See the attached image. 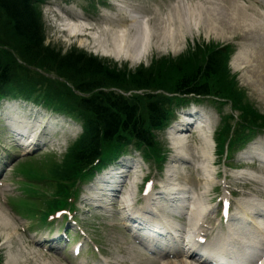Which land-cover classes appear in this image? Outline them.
<instances>
[{"label":"rangeland","instance_id":"rangeland-1","mask_svg":"<svg viewBox=\"0 0 264 264\" xmlns=\"http://www.w3.org/2000/svg\"><path fill=\"white\" fill-rule=\"evenodd\" d=\"M231 1V0H230ZM76 2L78 4H83L82 0H76ZM234 1H231V3ZM92 3H95V0H89V2L87 1V6L90 7V5ZM57 4L58 7H61V3H55ZM247 5H243L247 10L249 11L250 14H257L259 15V13L256 11L255 7H253V4L249 1L246 2ZM226 5L228 7H230V2L227 3ZM243 6H240L239 2H235V5L231 6V9L233 8L234 10H236L237 12H242ZM156 7V5H155ZM70 8V7H69ZM91 8V7H90ZM167 6L164 8V6H159L157 5L156 9H159L161 14H164L166 12ZM253 14V15H254ZM165 16V15H164ZM84 17L86 18V21L88 19L90 20H94L95 23L90 24L91 28H96V27H102L103 23L101 22V19H99L98 17H93L91 15H84ZM43 20L46 21L47 23H49V27H45L43 28L44 34H43V38H44V47H46L47 45L51 48V51H54L53 53L58 52L59 50V54L60 56H65L64 54L69 51V50H75V51H81L86 53L87 55H92L96 58H98L99 60H101L102 62H104V65L106 68L110 69V70H114L116 72H127V67L129 69H135L136 65H132L127 61H120V60H114L113 58H109V57H105V56H100V54L95 53V51H93L92 48H90V46H86L85 44L82 45L79 43V41L76 40H69L66 35L58 33L57 30L53 29V27L56 26L57 21L59 20L57 18V16H55L54 18H49L48 19V14L43 15ZM243 21V15H240L239 17H237V27L236 30L230 31L229 32V36H231V38L229 39H223V40H218L216 41L214 39L213 36L206 37V35H204V33L202 32V27L199 28L198 31H200V33L195 34V32L192 34L194 38H189L188 39V43L187 45L191 46L192 44H207V45H225L227 43L231 44V43H235L239 40H241L242 38H244L246 35L248 37H256V35L258 37H264V31L262 29H251L250 24ZM156 22V19H155ZM264 22V21H263ZM108 25V24H107ZM193 31H191L192 33ZM188 37V35H187ZM220 41V42H219ZM261 44L264 46V42H261ZM46 45V46H45ZM186 45V46H187ZM6 46V47H5ZM47 46V47H48ZM46 47V48H47ZM5 49V51L7 52L8 55L12 56L13 59H15L20 65H22V67H24L27 70L32 71L33 73L35 72L37 75H40L42 77L41 82L45 83V90H47L48 92L50 91H54V93L52 94L53 97H55V99L60 98L61 99V108H63V110L70 114L74 117H76L78 115L77 110L75 108V100L77 99V97L75 96L76 93L74 92V86L75 85H71V83H69V81L67 80V78H62L59 75H55L52 71L49 72H45L44 70H42L40 67L38 66H33L31 64H29L25 57L23 56V54L20 53L21 50V44L15 39L14 34L11 30V24H9V21L5 20L4 17L0 14V50ZM189 50V49H188ZM187 48L185 47L181 52H179L178 54H174V55H168V51L164 52H157L155 53L152 52L150 55V57L147 59V61H145L144 64H140L141 66L139 68H136V73L140 74L141 78H144L145 80L147 79L148 81L146 83H142L140 81H136V77H134L131 81H133V83L138 82L140 84H149L152 86H162L164 87V89L166 90V92L168 93H173L175 86L180 82V79L188 74H190L191 72L196 70V67L198 66V63L196 61H191V59L189 60V58H186V53L188 52ZM4 52V51H3ZM232 55V53H231ZM230 55V56H231ZM198 58L201 59V55H198ZM234 58V56L232 55L231 61H230V65L232 62V59ZM198 60V59H197ZM152 61V62H151ZM231 68V66H229ZM138 69V71H137ZM247 70H244L243 72H246ZM231 72L233 74L237 75L238 78V83L239 85L246 89L249 95L250 100L253 101L255 107L257 108L258 111L260 112V116L264 115V94L262 96H259L257 93L258 91V80H256V84H252L253 83V78L249 77L248 75H246L243 79H241L239 77V75L242 73L239 72H234L233 69L231 68ZM129 78H131L132 74H134L133 72H129ZM239 73V74H238ZM136 74V75H137ZM250 75V74H249ZM139 79V78H138ZM143 80V81H145ZM216 83L218 85L219 88H222L223 85H225V90L228 92L229 90L227 89L228 83L227 81H225L223 79V75H221L220 77H215L212 79V81L210 82V85H212V88L216 87ZM128 88H132L131 85H129ZM262 93H264V90H261ZM56 93H61V95H56ZM140 102L142 107H144L145 104V98L140 96ZM200 107L206 108L207 104L206 103H202L200 104ZM213 113V119L216 118V113ZM63 121L68 124V125H72V126H76V122L72 121L71 119H65L62 118ZM158 138H160L158 136ZM163 143V142H162ZM60 156L56 155L55 158L54 156L51 159V165L54 163L55 160H57L58 158H60ZM43 159V157L38 156L36 159L34 160H41ZM59 170V164H55L53 165V168H50V171L52 174L56 175L58 174ZM21 172V171H20ZM51 173H49V170L47 171V174L50 175ZM51 176H54L52 175ZM23 176L21 174H19L18 169L17 168H13V171L11 173L7 174L6 179L3 181V186H1V190L0 192H4L7 195V198L4 197V200L2 198H0V203H1V209L4 211V213L6 214V216L9 218L10 222H14L17 224L18 228H17V233H18V239H15V242L12 244H8V246H2L1 245V240L4 239V235L2 234L3 228H1L0 226V257L1 259H3L4 256V260L6 262V257H7V252L10 250L12 255L16 254V251L18 252H22L21 250V244L18 241L19 239H21V233H19V229L20 228H26L27 226H29L30 221L32 220L33 222L38 221L37 217L36 218H30V217H24L23 214L21 213H17V211L14 212V214H12V210L14 211V207L12 206V202L16 203V207H20L22 208V206L24 205V203L27 201V199H25L24 197L21 196L22 191L24 190L26 192V189L24 188V185L21 183H17L18 180H20ZM10 178V179H8ZM25 179H21L20 181H24ZM63 182V181H62ZM61 182L57 181V185H60ZM62 185V184H61ZM37 190L39 193L42 192L41 191L43 189V187H41L40 184L37 183ZM44 193V192H43ZM27 194V192H26ZM37 196L36 194H30V196L28 197V195L26 196L28 199H32V200H36V204H33V207L35 208H43L46 204V198H44L43 196ZM34 208V209H35ZM10 230V229H8ZM7 230V231H8ZM12 231V230H10ZM9 233V231L7 232ZM24 237V234H23ZM110 240H111V244H114L112 241V238L110 236ZM23 245V244H22ZM42 254L40 255V257H36V262L37 264H54V260H57V258H52L50 257L48 254H46L45 252L41 251ZM3 253V256H2ZM22 255V258L24 260V262L26 264L27 263V259L26 256ZM59 260V259H58ZM54 261V262H53ZM60 261V260H59ZM2 263V261H1ZM60 263L62 264V261H60ZM4 264V262L2 263ZM29 264H34L33 260L32 263Z\"/></svg>","mask_w":264,"mask_h":264},{"label":"bare ground","instance_id":"bare-ground-1","mask_svg":"<svg viewBox=\"0 0 264 264\" xmlns=\"http://www.w3.org/2000/svg\"><path fill=\"white\" fill-rule=\"evenodd\" d=\"M179 1V3H178ZM174 5L170 13L166 14V17L158 15V19L155 24L150 27L148 22L146 27L148 28H138L134 27L131 29L129 27L122 26L116 23L109 26H102L96 28H87V26H82L84 24H73L69 21H60L56 26L58 33L66 35L69 40L79 41L80 44L90 46V48L95 51V53L100 54V56H105L113 58L114 60H124L129 61L132 64L145 61L146 58H149L152 52H167L170 50L173 54H178L183 51V41L185 39V34H189L192 29L194 32H198L199 28L202 27L204 34L207 37L213 36L216 39H229V32L236 30L237 27V17L243 15L244 21L250 24L251 29H262L264 31V15L262 12L257 15L256 13L250 14L249 11L243 6L242 12H237L231 6L235 5L233 0H206V4H196L194 2V8L188 7V4L184 0H178ZM226 2H230V7L226 5ZM190 4V3H189ZM181 5L184 10H178ZM86 25V24H84ZM139 26V25H138ZM254 38V45L245 50H240L236 52L235 57L232 61V67L235 70H244L242 66H245L250 62V68L248 71L243 72L241 78H244L246 75L253 78V83L256 84L258 80V95L262 96L261 90H264V46L261 44L260 39L257 37ZM247 47V46H246ZM250 74V75H249ZM1 77L10 79L5 74H1ZM245 79V78H244ZM246 81V79H245ZM203 124L202 121H199ZM199 123V124H200ZM208 128V126H206ZM198 136L201 138V147L199 149V155L206 158L207 163L210 162L209 154V137L205 136L206 130H199ZM185 135L173 138L172 148L180 153L183 149L189 148V140L183 139ZM196 146V145H195ZM198 147V148H201ZM175 157V156H174ZM177 157V156H176ZM207 166L204 165V168ZM208 172L210 170L206 168ZM100 177V175H98ZM100 179H103L100 177ZM205 186L210 184L208 176L206 177ZM170 192L174 194V190L169 188ZM187 192L195 193L193 187H187ZM206 192L203 191L202 195ZM264 214V208L260 210ZM0 226L5 229L3 232L6 233L8 229L12 230L8 233L1 242L2 246H8V244H13V239H18L17 228L15 224L10 222L9 218L6 216L4 211L0 209ZM198 229V223L194 224L192 230ZM163 236H167L169 231L164 229L160 232ZM192 236V234H191ZM193 239V238H192ZM19 239L18 241L21 243ZM9 247V246H8ZM192 247H197L196 244H192ZM201 248L198 243V249ZM197 249V250H198ZM236 252H233L231 255H235ZM26 255L27 263H32V259L29 258L31 255L29 253H24ZM240 254V253H238ZM241 256L243 253L240 254ZM250 259H253V256L248 255ZM244 257V256H243ZM245 259V257H244ZM254 264H264V256L260 255L258 258H255ZM5 264H26L22 258L21 252L16 251L15 255H10L9 251L7 252Z\"/></svg>","mask_w":264,"mask_h":264},{"label":"trees","instance_id":"trees-1","mask_svg":"<svg viewBox=\"0 0 264 264\" xmlns=\"http://www.w3.org/2000/svg\"><path fill=\"white\" fill-rule=\"evenodd\" d=\"M39 1L41 0H0V10L5 13L7 21L11 24L14 37L21 44L20 53L23 54L26 61L32 65L54 69L56 74L69 77L70 81L76 82L77 92L82 94H91L94 90L101 89L104 87L105 80L109 84L117 85L124 76L110 71L91 55L74 51L62 57L58 52L53 53L51 48L43 46V31L36 9V3ZM6 61L0 55V78H4L1 77V74L9 75L11 67ZM221 67L218 55L212 53L199 68V75H192L179 85V92L205 93L207 86L200 84L201 78L217 75L220 73ZM136 74L131 78L136 77L135 80L142 83L148 81L141 78L140 74ZM7 82L2 81L0 87ZM92 97L90 99L81 98L82 100L80 99L78 103L87 131L79 144L75 162L83 163L97 156L101 141L113 139L121 127L129 126L137 138L140 137L147 143L150 136L146 137V132L139 127V120L135 116L137 105H131L117 95H108L103 92L99 93L98 97ZM161 108L160 106L158 110L152 104L149 106V112L153 114V122L161 117L160 111L163 112Z\"/></svg>","mask_w":264,"mask_h":264}]
</instances>
